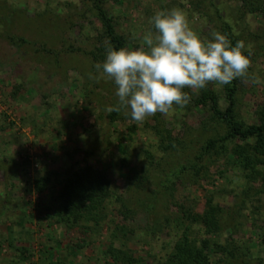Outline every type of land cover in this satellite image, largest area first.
Instances as JSON below:
<instances>
[{
    "label": "rangeland",
    "instance_id": "1",
    "mask_svg": "<svg viewBox=\"0 0 264 264\" xmlns=\"http://www.w3.org/2000/svg\"><path fill=\"white\" fill-rule=\"evenodd\" d=\"M108 3L125 47L132 49L154 31L150 20L158 11L183 10L204 40L220 32L222 21L229 23L245 43L244 54L251 52L249 74L262 81L236 79L233 110L240 122L256 123L264 93L259 13L242 11L239 0ZM99 33V23L81 0H0V264H118L107 254L110 247L126 249L133 264H163L185 227L196 242L232 247L236 257L228 264H264V182L234 159L231 150L242 141L217 142L202 154L207 139L223 128L191 102L143 123L132 121L126 110L110 121L116 87L97 71L95 65L103 61L92 62L86 54ZM208 86L224 109L223 86ZM154 127L177 140L175 150H163ZM83 162L110 181L97 221L65 225L48 219L61 181ZM179 164L187 167L182 173ZM146 167L150 174L142 184L148 192L133 190L125 176L130 168ZM41 176L47 185L36 192L32 182ZM149 189L156 195L147 212ZM206 199L220 210V229L214 233L182 217L186 209L203 211ZM208 257L212 264L218 259L214 264H225L222 252Z\"/></svg>",
    "mask_w": 264,
    "mask_h": 264
},
{
    "label": "trees",
    "instance_id": "2",
    "mask_svg": "<svg viewBox=\"0 0 264 264\" xmlns=\"http://www.w3.org/2000/svg\"><path fill=\"white\" fill-rule=\"evenodd\" d=\"M88 4L89 10L93 17L100 25V33L86 54L92 62L104 61L107 52V47L111 45L114 49L125 47L127 44L126 38L116 29V22L112 16V10L109 8L108 0H81ZM116 0H112L114 2ZM240 9L244 12H257L264 22V0H239ZM221 34H226L232 45L235 46L237 41H240V36L236 34L229 23L221 22ZM21 42H24L20 38ZM236 80L228 85H224L225 99L227 101L224 109L218 106V98L214 91L207 86L199 90L196 94H192L189 89H185L191 95V103L194 106H200L207 110L212 120L223 128V133L207 139L205 142L202 154L206 153L210 148H213L217 142L221 145L227 140L240 139L242 144H235L232 148V155L243 169L250 170L264 182V93L262 102L257 111L256 123L244 124L236 119L233 105ZM118 111H111L107 117L112 121L116 118ZM155 134L159 137L162 143L163 150L168 148L175 150L177 140L171 138L168 131L164 129H156ZM150 158V155L147 154ZM199 158L198 156L195 158ZM121 166L126 163L124 158L121 159ZM195 163L189 165L193 168ZM260 166L261 168H256ZM177 173H182L187 167L184 164H179ZM173 171V167L170 169ZM132 173V176L129 173ZM171 173H175L174 171ZM150 174L149 168H140L138 170L130 168L125 176L128 184L135 191H148L143 187L142 182L146 181ZM47 185V179L44 176L33 180L32 187L36 192H42ZM139 187V188H138ZM110 181L97 168L89 163L83 162L78 166L70 176L65 177L57 191V202L55 206L48 209L51 212L45 214L48 219H55L57 223L65 225H76L81 221H97L100 211L103 208L104 201L110 195ZM150 190V198L146 204L147 212L152 208L155 198V190ZM144 193V194H145ZM128 217L132 216L130 210L126 209ZM219 208L210 203L209 199L205 201V208L201 212H193L188 209L182 211L184 221L189 224L202 225L206 233H214L220 229L219 223ZM127 216H124L126 218ZM180 235L172 244L171 251L167 254L163 264H212L208 254L222 252L224 255V263L228 264L236 255L232 247L210 243L207 239H199L197 242L189 238L186 231ZM109 258L118 264H133V259L126 249L109 248L107 250ZM221 261L218 259L213 262ZM114 264V263H108Z\"/></svg>",
    "mask_w": 264,
    "mask_h": 264
},
{
    "label": "clouds",
    "instance_id": "3",
    "mask_svg": "<svg viewBox=\"0 0 264 264\" xmlns=\"http://www.w3.org/2000/svg\"><path fill=\"white\" fill-rule=\"evenodd\" d=\"M150 23L154 31L143 36L141 46L109 45L104 61L95 65L116 87L118 103L108 111L126 110L132 121L143 123L157 113L169 114L174 106H187L192 97L185 89L224 86L238 78L262 83L258 75L249 74L251 52L244 54V41L233 46L220 32L204 40L178 8L156 12Z\"/></svg>",
    "mask_w": 264,
    "mask_h": 264
}]
</instances>
